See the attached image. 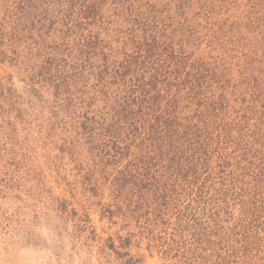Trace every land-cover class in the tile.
<instances>
[{"label":"trees","instance_id":"trees-1","mask_svg":"<svg viewBox=\"0 0 264 264\" xmlns=\"http://www.w3.org/2000/svg\"><path fill=\"white\" fill-rule=\"evenodd\" d=\"M15 1L0 65L39 71L52 35L39 0ZM196 1L71 0V121L91 115L76 141L91 140L108 220L132 222L162 259L264 264V53L229 48L241 12L222 21ZM133 236L106 248L124 258Z\"/></svg>","mask_w":264,"mask_h":264},{"label":"rangeland","instance_id":"rangeland-1","mask_svg":"<svg viewBox=\"0 0 264 264\" xmlns=\"http://www.w3.org/2000/svg\"><path fill=\"white\" fill-rule=\"evenodd\" d=\"M39 2L43 33L52 35L30 63L39 71L0 65V264H172L141 241L132 222L119 213L110 221L103 212L109 197L91 170V140L75 137L74 127L91 115L80 111L71 121V0ZM12 3L0 0V21ZM201 7L222 21L241 12L245 25L229 33V48L246 40L264 53V0H197L194 9ZM117 233L137 235L119 259L106 248Z\"/></svg>","mask_w":264,"mask_h":264}]
</instances>
